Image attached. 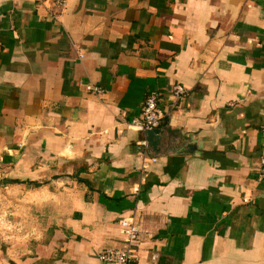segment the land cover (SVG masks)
I'll list each match as a JSON object with an SVG mask.
<instances>
[{"label": "crops", "instance_id": "crops-1", "mask_svg": "<svg viewBox=\"0 0 264 264\" xmlns=\"http://www.w3.org/2000/svg\"><path fill=\"white\" fill-rule=\"evenodd\" d=\"M50 1L0 0V264H103L127 216L132 264H264V0Z\"/></svg>", "mask_w": 264, "mask_h": 264}, {"label": "built area", "instance_id": "built-area-1", "mask_svg": "<svg viewBox=\"0 0 264 264\" xmlns=\"http://www.w3.org/2000/svg\"><path fill=\"white\" fill-rule=\"evenodd\" d=\"M66 1L67 0H52L50 1V5L56 11H62L65 8ZM79 58L82 59L83 55L79 54ZM85 89L87 92L94 95H103L105 93L104 89L96 85L88 84ZM187 95L188 90L181 84H175L172 87V98L174 103H180ZM160 102L161 94L159 92H150L146 94L141 105L140 116L131 119L128 123V127L144 135L147 129L159 128L166 117L164 110L159 106ZM138 147L139 158L143 169L157 162L155 157L150 156L146 137L138 143ZM258 179L260 181L264 180V155H262L259 160ZM118 225L122 236L121 246L118 248L105 249L97 254L98 260L103 264H132L135 259L140 228L134 216L121 218Z\"/></svg>", "mask_w": 264, "mask_h": 264}, {"label": "water", "instance_id": "water-1", "mask_svg": "<svg viewBox=\"0 0 264 264\" xmlns=\"http://www.w3.org/2000/svg\"><path fill=\"white\" fill-rule=\"evenodd\" d=\"M145 137L149 152L159 153L166 138L165 131L160 128L147 129Z\"/></svg>", "mask_w": 264, "mask_h": 264}, {"label": "rangeland", "instance_id": "rangeland-1", "mask_svg": "<svg viewBox=\"0 0 264 264\" xmlns=\"http://www.w3.org/2000/svg\"><path fill=\"white\" fill-rule=\"evenodd\" d=\"M4 177H0V240L3 239V232L4 231H8L9 230V223H12V220L9 219V215L8 214H4L3 210H2V204L1 202L3 201L2 199V188L4 185L7 184V182H4ZM12 216V215H11ZM11 231L14 232H18V226H14L12 225L11 227Z\"/></svg>", "mask_w": 264, "mask_h": 264}, {"label": "trees", "instance_id": "trees-1", "mask_svg": "<svg viewBox=\"0 0 264 264\" xmlns=\"http://www.w3.org/2000/svg\"><path fill=\"white\" fill-rule=\"evenodd\" d=\"M28 184H30L33 188H36V187H39L42 185V184H39L37 182H29Z\"/></svg>", "mask_w": 264, "mask_h": 264}]
</instances>
